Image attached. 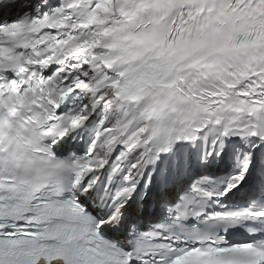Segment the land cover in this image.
<instances>
[{"label":"snow or ice","instance_id":"obj_1","mask_svg":"<svg viewBox=\"0 0 264 264\" xmlns=\"http://www.w3.org/2000/svg\"><path fill=\"white\" fill-rule=\"evenodd\" d=\"M0 264H264V0H0Z\"/></svg>","mask_w":264,"mask_h":264},{"label":"bare ground","instance_id":"obj_2","mask_svg":"<svg viewBox=\"0 0 264 264\" xmlns=\"http://www.w3.org/2000/svg\"><path fill=\"white\" fill-rule=\"evenodd\" d=\"M146 219V217H144Z\"/></svg>","mask_w":264,"mask_h":264}]
</instances>
